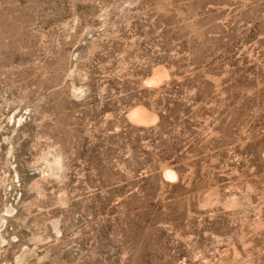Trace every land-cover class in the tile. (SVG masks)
Segmentation results:
<instances>
[{
  "label": "rangeland",
  "instance_id": "374dc122",
  "mask_svg": "<svg viewBox=\"0 0 264 264\" xmlns=\"http://www.w3.org/2000/svg\"><path fill=\"white\" fill-rule=\"evenodd\" d=\"M0 264H264V0H0Z\"/></svg>",
  "mask_w": 264,
  "mask_h": 264
},
{
  "label": "bare ground",
  "instance_id": "6f19581e",
  "mask_svg": "<svg viewBox=\"0 0 264 264\" xmlns=\"http://www.w3.org/2000/svg\"><path fill=\"white\" fill-rule=\"evenodd\" d=\"M162 70V69H161ZM154 71L153 72V78L156 79L159 76H161L163 74V71ZM161 78V77H159ZM129 117L133 120H137L140 122H145V121H149V120H153L155 117L153 115L148 114L145 109L140 108V107H135V109L131 110L129 112ZM155 120V119H154Z\"/></svg>",
  "mask_w": 264,
  "mask_h": 264
}]
</instances>
